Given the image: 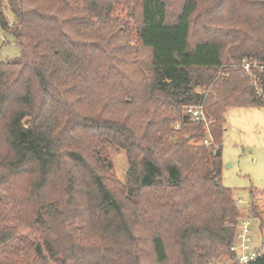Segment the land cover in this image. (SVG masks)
<instances>
[{
  "label": "trees",
  "instance_id": "16d2710c",
  "mask_svg": "<svg viewBox=\"0 0 264 264\" xmlns=\"http://www.w3.org/2000/svg\"><path fill=\"white\" fill-rule=\"evenodd\" d=\"M0 28L22 52L0 63V264L233 258L240 220L261 218L223 185L222 142L229 108L264 110V0H0ZM191 107L219 148L193 144Z\"/></svg>",
  "mask_w": 264,
  "mask_h": 264
},
{
  "label": "rangeland",
  "instance_id": "374dc122",
  "mask_svg": "<svg viewBox=\"0 0 264 264\" xmlns=\"http://www.w3.org/2000/svg\"><path fill=\"white\" fill-rule=\"evenodd\" d=\"M173 7L171 19H174L176 11ZM137 12V11H136ZM138 13V12H137ZM139 14V13H138ZM7 19L14 21L12 13L6 12ZM126 22V21H125ZM124 27L129 32L130 45L135 47L137 37L135 28L137 21L129 19ZM120 47V44L117 43ZM22 55L20 46L14 37L2 31L0 28V63H13ZM117 57L119 53H116ZM243 65V64H242ZM242 65H238L242 67ZM259 66V65H256ZM260 69V68H258ZM127 70H134L128 67ZM261 71V70H260ZM254 80L255 78L251 76ZM257 93L263 92L261 84L254 81ZM176 129L179 125L175 126ZM197 146H204L203 140L194 141ZM222 183L225 187L233 190L235 201L244 210L258 206L260 218L264 219L262 212L264 206V110L255 107H231L226 113V128L222 142ZM113 169L108 176L119 186L128 184L127 174L129 162L124 151L114 149L108 150ZM259 192L252 197L250 190ZM242 201V204L239 201ZM247 207V208H246ZM257 242H264V231L259 227L254 230Z\"/></svg>",
  "mask_w": 264,
  "mask_h": 264
},
{
  "label": "built area",
  "instance_id": "2783aa9c",
  "mask_svg": "<svg viewBox=\"0 0 264 264\" xmlns=\"http://www.w3.org/2000/svg\"><path fill=\"white\" fill-rule=\"evenodd\" d=\"M242 67L249 76H253V66L250 63H244ZM254 68L263 72L264 64L254 66ZM188 116L193 122L202 123L207 131V136L203 140L206 147L214 146L216 149L219 145L214 142V139L209 131L211 123L209 122L203 108H189ZM242 204V201H239ZM264 211V206L262 212ZM264 215V212H263ZM264 231V219L243 218L240 220L237 227V234L234 243L231 245V253L233 258L224 263L212 262L211 264H254L257 260L264 257V242H257L255 239L254 230L258 228Z\"/></svg>",
  "mask_w": 264,
  "mask_h": 264
}]
</instances>
